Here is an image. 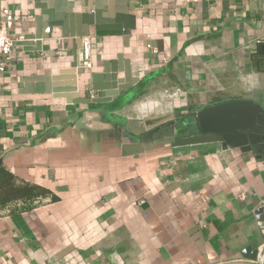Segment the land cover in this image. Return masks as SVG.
Returning a JSON list of instances; mask_svg holds the SVG:
<instances>
[{
    "label": "crops",
    "instance_id": "crops-1",
    "mask_svg": "<svg viewBox=\"0 0 264 264\" xmlns=\"http://www.w3.org/2000/svg\"><path fill=\"white\" fill-rule=\"evenodd\" d=\"M84 1L0 0L15 18L0 51V167L33 187L0 189V264H256L264 157L219 142L146 149L135 132L225 100L264 106V0H95L131 32L90 25L92 67L76 71L61 32ZM37 29L51 37L28 51L19 41ZM107 68L124 86L111 101L64 97L75 78L89 97L94 74L105 95Z\"/></svg>",
    "mask_w": 264,
    "mask_h": 264
},
{
    "label": "water",
    "instance_id": "water-1",
    "mask_svg": "<svg viewBox=\"0 0 264 264\" xmlns=\"http://www.w3.org/2000/svg\"><path fill=\"white\" fill-rule=\"evenodd\" d=\"M95 0H85L87 12L81 15V24L77 20V26L67 29L62 27L61 35L63 37H74L76 39L73 48L74 62L73 69L83 67V44L88 41L90 35V25H95V33L105 34H130L131 28L125 22V16L121 13L114 14L110 12L106 15L103 9L94 6ZM101 12V13H100ZM109 16V17H108ZM58 25L52 21V27ZM105 31L104 28H108ZM53 30V28H52ZM53 33V32H52ZM51 37V34L41 35L37 29L34 33L25 34L19 44L25 46L28 51H41L42 40ZM33 43V40H35ZM63 74V71H60ZM105 78L107 81L105 95L95 98L80 97L76 78L66 83V95L64 97L69 102L80 103H103L111 101L113 96L118 95L121 85L115 70L105 69ZM96 75H92L89 81L88 89L93 88L97 91L101 88L95 85ZM59 79V78H54ZM191 121L187 120L185 115L175 112L163 114L145 121L148 128L136 131L138 144L145 145L146 149L156 147L161 144H171L174 147L196 145L203 143L219 142L222 148H239L242 151H252L256 157H264V106L260 103L248 99H230L204 107L188 114ZM148 121V122H147ZM197 124L198 131L190 134H181V126ZM258 213L264 220V205L260 207ZM258 251L254 253L253 258H257Z\"/></svg>",
    "mask_w": 264,
    "mask_h": 264
},
{
    "label": "built area",
    "instance_id": "built-area-1",
    "mask_svg": "<svg viewBox=\"0 0 264 264\" xmlns=\"http://www.w3.org/2000/svg\"><path fill=\"white\" fill-rule=\"evenodd\" d=\"M15 21L14 14L10 8L4 7L2 9V16L0 18V51L2 54L9 56L12 51L13 39L10 36V28L13 26ZM151 47V45H149ZM83 66L87 68L92 67L91 59V45L89 41H85L83 44ZM90 98L96 97V91L89 90ZM175 93H166L167 96L172 97ZM261 231L264 235V223L261 227ZM256 264H264V245L261 252L258 254Z\"/></svg>",
    "mask_w": 264,
    "mask_h": 264
},
{
    "label": "trees",
    "instance_id": "trees-1",
    "mask_svg": "<svg viewBox=\"0 0 264 264\" xmlns=\"http://www.w3.org/2000/svg\"><path fill=\"white\" fill-rule=\"evenodd\" d=\"M14 174L4 167H0V189L4 190L5 198L27 196L32 193V186H17L14 184ZM40 189L36 193L42 192Z\"/></svg>",
    "mask_w": 264,
    "mask_h": 264
},
{
    "label": "flooded vegetation",
    "instance_id": "flooded-vegetation-1",
    "mask_svg": "<svg viewBox=\"0 0 264 264\" xmlns=\"http://www.w3.org/2000/svg\"><path fill=\"white\" fill-rule=\"evenodd\" d=\"M185 116L187 117V120L191 121V118L188 117V114H185ZM192 126H197V124L194 123L193 125L189 124L188 126H181V128L179 129L178 132L181 133V134H186L192 128ZM197 129H198V126H197Z\"/></svg>",
    "mask_w": 264,
    "mask_h": 264
},
{
    "label": "rangeland",
    "instance_id": "rangeland-1",
    "mask_svg": "<svg viewBox=\"0 0 264 264\" xmlns=\"http://www.w3.org/2000/svg\"><path fill=\"white\" fill-rule=\"evenodd\" d=\"M263 106V105H262ZM188 113H190V111L188 112ZM197 126H192V128L188 131V133L187 134H190V133H193V132H197Z\"/></svg>",
    "mask_w": 264,
    "mask_h": 264
}]
</instances>
